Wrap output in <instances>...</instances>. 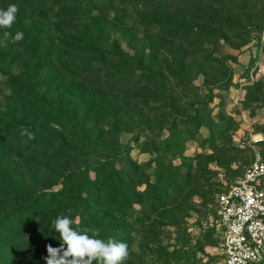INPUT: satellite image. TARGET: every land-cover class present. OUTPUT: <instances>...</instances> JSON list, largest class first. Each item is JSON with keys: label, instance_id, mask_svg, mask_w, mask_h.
<instances>
[{"label": "rangeland", "instance_id": "obj_1", "mask_svg": "<svg viewBox=\"0 0 264 264\" xmlns=\"http://www.w3.org/2000/svg\"><path fill=\"white\" fill-rule=\"evenodd\" d=\"M9 5L0 264H45L60 215L126 243L125 264H223L215 196L256 148L264 154L254 143L264 138V0H0ZM85 176L96 180L90 196Z\"/></svg>", "mask_w": 264, "mask_h": 264}, {"label": "built area", "instance_id": "obj_2", "mask_svg": "<svg viewBox=\"0 0 264 264\" xmlns=\"http://www.w3.org/2000/svg\"><path fill=\"white\" fill-rule=\"evenodd\" d=\"M214 214L222 263L264 264V154L257 148L239 179L215 196Z\"/></svg>", "mask_w": 264, "mask_h": 264}, {"label": "clouds", "instance_id": "obj_3", "mask_svg": "<svg viewBox=\"0 0 264 264\" xmlns=\"http://www.w3.org/2000/svg\"><path fill=\"white\" fill-rule=\"evenodd\" d=\"M18 8L9 5L7 10H0V28L10 29L15 20ZM24 33L17 32L13 42L23 39ZM5 39L11 37L9 31L4 32ZM22 135H30L22 132ZM30 138H34L31 137ZM55 232L59 234V247L46 246L45 264H125L129 257L128 245L113 238H98L99 229L72 227L73 219L68 215L57 216L52 221Z\"/></svg>", "mask_w": 264, "mask_h": 264}, {"label": "trees", "instance_id": "obj_4", "mask_svg": "<svg viewBox=\"0 0 264 264\" xmlns=\"http://www.w3.org/2000/svg\"><path fill=\"white\" fill-rule=\"evenodd\" d=\"M6 1H8V2H12V1H14V0H6ZM21 2V1H20ZM69 13L70 14H72V16H73V13H74V11H69ZM93 39H90V41L88 42V44H93ZM81 44V43H80ZM82 46V45H81ZM90 46V45H89ZM92 46V45H91ZM113 46H116L115 45V43H112L110 46H108V47H110L111 48V51L112 52H114V53H116V56L118 57L119 55H122V53H121V51L119 50V49H117L116 47L114 48ZM124 55V54H123ZM40 90H41V93H48L49 94V92L50 91H46V88H44V86L41 84L40 85ZM84 181H83V184H82V188H83V192L86 194V196L87 195H89L90 196V193H91V190H94L95 188H96V180H90V179H88L86 176L84 177V179H83ZM94 185V186H93ZM100 185H101V183L99 182V185L97 186V188H99L100 187ZM118 195V193H116V192H113V191H111L110 192V194H109V198H108V200H107V202H114V198H116V196ZM95 196V198L97 199V198H99V195H94ZM86 202V201H85ZM37 204V200H36V198H31V200L27 203V206H33V205H36ZM87 205H88V203H84V202H82V204H81V211H82V214L84 215V216H87ZM2 243V240H1V238H0V244Z\"/></svg>", "mask_w": 264, "mask_h": 264}]
</instances>
